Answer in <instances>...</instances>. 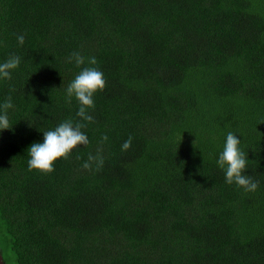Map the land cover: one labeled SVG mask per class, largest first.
<instances>
[{
  "label": "trees",
  "instance_id": "1",
  "mask_svg": "<svg viewBox=\"0 0 264 264\" xmlns=\"http://www.w3.org/2000/svg\"><path fill=\"white\" fill-rule=\"evenodd\" d=\"M9 54L21 64L0 80L14 105L0 132L6 264H264V0H0ZM87 66L105 79L81 121L89 144L29 170L43 131L80 120L65 89ZM229 131L255 192L216 165ZM97 147L103 166L85 170Z\"/></svg>",
  "mask_w": 264,
  "mask_h": 264
},
{
  "label": "clouds",
  "instance_id": "2",
  "mask_svg": "<svg viewBox=\"0 0 264 264\" xmlns=\"http://www.w3.org/2000/svg\"><path fill=\"white\" fill-rule=\"evenodd\" d=\"M19 45L24 44V36L16 37ZM67 60L69 63H75L76 66L85 63L84 57L79 52H72ZM21 64V57L15 54H9L7 58L0 62V80L11 79L13 70ZM89 65H96L95 57L88 59ZM105 87V79L102 71L98 67L87 66L74 76L68 83L65 93L66 98L71 101L73 98L78 104L76 116L79 121L66 119L54 128L42 132V140L33 142L28 148L27 153L29 170H38L41 172H51L54 163L59 158H67L73 149L78 145H88L89 139L87 133L83 130L85 124L81 121H91L93 117L89 114V109L94 107V95ZM14 107L11 96L0 103V132L6 129H12L13 124L9 120V110ZM29 127L33 123L28 121ZM238 133L229 131L225 135L224 143L217 154L216 165L224 173L225 182L229 185H235L243 189L245 193L257 191L260 181L247 174L248 153L241 147V139ZM107 136L102 137L106 141ZM132 138L124 141L121 150L125 151L131 146ZM104 164L102 148L97 147L95 154L89 152L87 160L82 164L85 170H98Z\"/></svg>",
  "mask_w": 264,
  "mask_h": 264
},
{
  "label": "water",
  "instance_id": "3",
  "mask_svg": "<svg viewBox=\"0 0 264 264\" xmlns=\"http://www.w3.org/2000/svg\"><path fill=\"white\" fill-rule=\"evenodd\" d=\"M0 264H6L5 261H4V257L2 255L1 250H0Z\"/></svg>",
  "mask_w": 264,
  "mask_h": 264
}]
</instances>
